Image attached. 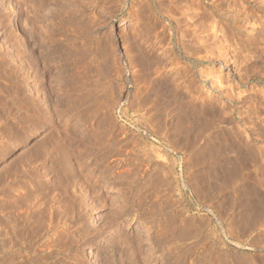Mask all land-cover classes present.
Returning a JSON list of instances; mask_svg holds the SVG:
<instances>
[{
  "label": "rangeland",
  "instance_id": "374dc122",
  "mask_svg": "<svg viewBox=\"0 0 264 264\" xmlns=\"http://www.w3.org/2000/svg\"><path fill=\"white\" fill-rule=\"evenodd\" d=\"M207 1L237 19L213 45ZM43 3L33 18L0 0V264H89L88 245L92 264H264V156L222 139L250 134L264 154V0Z\"/></svg>",
  "mask_w": 264,
  "mask_h": 264
},
{
  "label": "bare ground",
  "instance_id": "6f19581e",
  "mask_svg": "<svg viewBox=\"0 0 264 264\" xmlns=\"http://www.w3.org/2000/svg\"><path fill=\"white\" fill-rule=\"evenodd\" d=\"M37 1H41L42 2V5L45 3H43V0H29V3H30V12H31V14H32V17L33 18H35L34 17V15H36V9L37 10H42V9H40V8H38L37 6H36V2ZM160 1V0H159ZM166 1V0H165ZM200 2V1H199ZM198 4V3H197ZM201 4V3H200ZM232 4V3H231ZM203 6V8L201 9V11L199 12V16L201 17V18H205V20H207L206 21V24L209 22V25L211 24V26H209L208 24L205 26V27H207L208 29H210V27H211V30L206 34L207 35V37L208 38H206V39H208V40H210V42H211V44L213 43H215V42H217V43H219V41L220 40H218V38H219V35L220 34H224V32H225V30H231L232 28H234V27H237V19H236V13H233V11H231L230 10V7H229V4H228V6L226 7V8H224L222 5H221V3H219V1L217 2V1H214V2H206V3H202L201 4V7ZM39 7H41L42 8V6L41 5H39ZM183 7V6H182ZM165 8V7H164ZM199 8V7H198ZM168 10V9H167ZM172 10V9H171ZM175 10V9H174ZM217 10H219L220 11V13H219V11H217ZM185 11V10H184ZM216 11L220 14V15H218V13L216 14ZM168 12V11H167ZM157 18H158V27L160 28V30L162 29L161 27H163V24H161L162 23V19L164 20V19H166V21L172 26V28H175V29H177L178 28V24H179V21H180V19L179 18H177V17H175L174 16V13L173 12H171V13H168V14H166V13H164V12H162V10H158L157 11ZM186 17V16H185ZM256 17V16H255ZM37 18V17H36ZM200 18V19H201ZM182 19V18H181ZM184 19V18H183ZM257 19V18H256ZM156 20V19H155ZM190 19H186V23L189 25V23H191L190 21H189ZM198 20V19H197ZM196 20V21H197ZM39 21V20H38ZM221 22H224V27L226 26V27H228L227 29H225L224 31L222 30L223 28H221L220 29V27H218V24H221ZM9 23L11 24V25H16L17 24V20L14 18V17H10L9 18ZM33 23H34V21H33ZM198 23H200L201 24V22H198ZM194 23H192V24H190V25H193ZM203 24V23H202ZM205 24V23H204ZM197 25V24H196ZM195 24L193 25V26H195V27H190V28H193L192 30L193 31H196L197 30V26H199V24L196 26ZM222 25V24H221ZM169 26V25H168ZM202 26V25H201ZM33 27L34 26H31V28L29 29L30 31V39L31 40H33V42H34V37H36L35 36V28L33 29ZM205 27L204 28H202V29H200L201 30V32H202V30L204 29V31L206 30L207 31V29H205ZM225 27V28H226ZM37 28V27H36ZM158 28V29H159ZM189 27H185V29L187 30L186 31V33L188 32V30H190V29H188ZM200 28V27H199ZM198 28V29H199ZM166 29V28H165ZM171 29V28H170ZM35 30V31H34ZM180 30H182L183 31V28L182 29H180ZM157 31V30H156ZM166 31H168V30H166ZM171 31V30H170ZM176 31V30H175ZM191 31V30H190ZM192 31V32H193ZM219 31H221V32H219ZM222 31H223V33H222ZM37 32V31H36ZM174 32V31H173ZM178 32H181V31H178ZM183 32H185V30L183 31ZM218 32H219V34H218ZM228 32V31H227ZM45 33V32H44ZM160 33V32H159ZM200 33V32H199ZM230 33V32H229ZM228 33V34H229ZM40 34H42V32L40 33ZM182 34V33H181ZM225 34H227V33H225ZM224 34V35H225ZM227 34V35H228ZM174 35H175V33H174ZM185 35V34H184ZM205 35V36H206ZM231 35V34H230ZM181 36V35H180ZM223 36V35H222ZM229 36V35H228ZM227 36V37H228ZM235 36V35H234ZM159 37V36H158ZM169 37V36H168ZM186 37V36H185ZM226 37V38H227ZM46 38V35L45 34H42V35H39V41H40V43L42 44L43 42H44V39ZM156 38H157V36H156ZM229 38V37H228ZM230 38H231V36H230ZM171 39V38H170ZM196 39V38H195ZM198 39V38H197ZM204 39V38H203ZM221 39H223L222 40V42L224 43V44H222V45H220L219 46V48H218V50L220 51V50H224V46L227 44V41H229L228 39H225V38H221ZM172 40V39H171ZM189 40V39H188ZM199 40V39H198ZM161 41V39L159 40V42ZM178 42H179V38H178ZM192 42V41H191ZM196 42V41H195ZM198 42V41H197ZM196 42V43H197ZM221 42V43H222ZM232 42V41H231ZM199 43V42H198ZM209 43V42H208ZM234 43V42H233ZM46 44V43H45ZM203 44V43H202ZM212 44V45H213ZM43 45V44H42ZM158 45V44H157ZM185 44H183V46H184ZM201 45V44H200ZM210 45V44H209ZM227 45H229V43L227 44ZM168 46V45H167ZM229 46H231V45H229ZM199 48H200V46H199ZM206 48V47H205ZM204 48V49H205ZM44 49V48H43ZM186 49V48H185ZM227 49V48H226ZM202 50H203V48H202ZM211 50V49H210ZM196 51V50H195ZM212 51V50H211ZM163 52V51H162ZM184 52V51H183ZM210 52V51H209ZM197 53V52H196ZM203 53V52H202ZM217 53V52H216ZM222 53H223V51H222ZM40 54V55H39ZM42 53H37V57H42V55H41ZM162 55V54H161ZM191 55H192V53H191ZM190 55V56H191ZM196 55V54H195ZM211 55H212V53H211ZM214 56H221V53H218L217 55L216 54H213ZM223 55V54H222ZM189 56V55H188ZM198 56H201V55H198ZM206 56V55H205ZM209 56V55H208ZM36 57V58H37ZM187 57V56H186ZM204 57V56H203ZM35 58V55H34V53L31 51L30 52V54H29V57H28V60L30 61V60H33ZM162 58V57H161ZM199 58V57H198ZM191 59V58H190ZM193 59V58H192ZM176 60V59H175ZM192 61H195L194 59L192 60ZM191 61V62H192ZM197 61V60H196ZM156 62V61H155ZM191 62L189 63V64H191ZM199 62V61H198ZM201 62V61H200ZM174 63H175V61H174ZM177 64V60H176V63H175V65ZM172 65V64H171ZM156 66V65H155ZM159 67V66H158ZM160 67H161V65H160ZM159 67V68H160ZM190 67H191V65H190ZM181 69V68H180ZM185 70H187V68L185 69V68H182V71H185ZM149 72V71H148ZM197 72V71H196ZM206 72V71H205ZM180 73H182V72H180ZM185 73V72H184ZM188 73V72H187ZM203 72H199V76L198 77H202L203 76V74H202ZM179 74V73H178ZM190 74H192V73H190ZM189 74V75H190ZM146 75V74H145ZM196 75V73L194 72V74L191 76V78L192 77H194ZM198 75V74H197ZM181 76V75H180ZM160 77V76H159ZM162 77V76H161ZM182 77V76H181ZM185 77H186V75H185ZM159 79H161V78H157V81L159 80ZM181 79V78H180ZM212 79V82H213V78H211ZM219 79V78H218ZM155 80V79H154ZM179 80V79H178ZM183 80V79H182ZM187 80H189V79H187ZM215 80V79H214ZM217 81V80H216ZM168 82V81H167ZM166 82V83H167ZM174 82V81H173ZM186 82H188V81H186ZM157 83V85L154 87L155 88V100L157 101V103H159V104H163V103H165L166 105L167 104H169V106H171L172 105V102L174 101V100H176L175 98H176V96H177V94H176V92H175V90H176V88L175 89H173L172 87V85L173 84H171V86L170 85H168V84H165V82L164 83H162V82H156ZM155 83V84H156ZM178 83V82H177ZM185 83V82H184ZM151 84V83H150ZM186 85V84H185ZM175 87V86H174ZM218 87V86H217ZM146 88V87H145ZM189 88V87H188ZM210 88H212V87H210ZM191 89V88H190ZM214 88H212V90L211 91H217V89H215V90H213ZM186 90V89H185ZM188 92H190V91H188ZM197 92V91H196ZM181 93V92H180ZM204 93V92H203ZM189 94H191V93H189ZM154 95V94H153ZM178 95H180V94H178ZM182 95V94H181ZM180 95V96H181ZM195 95V92L193 93V96ZM179 96V97H180ZM187 96H189V95H187ZM187 96H185L184 97V95H183V98H182V100L180 101V107H181V105L182 106H184V107H186L187 105H189V102L185 99ZM196 96V95H195ZM190 97V96H189ZM205 97V96H204ZM181 98V97H180ZM202 98H203V96H202ZM200 99V101H199V103L200 104H198V105H200V106H203V105H205L206 103H207V101H206V99L204 98V99ZM176 102V101H175ZM174 104H176V103H174ZM173 104V105H174ZM179 104V103H178ZM157 105V104H156ZM164 105V104H163ZM211 105V104H210ZM159 106H161V105H159ZM165 106V105H164ZM163 106V107H164ZM195 106V105H194ZM162 107V106H161ZM162 107V108H163ZM183 107V108H184ZM215 107V106H214ZM183 108H180V109H183ZM194 108V107H193ZM167 109V108H166ZM190 109V108H189ZM203 110V109H202ZM220 110V109H219ZM171 111V110H170ZM179 111V110H178ZM190 111V110H189ZM188 111V112H189ZM197 111V110H196ZM218 111V110H217ZM216 111V112H217ZM192 112V111H191ZM206 112V111H205ZM210 112V111H209ZM223 112V111H222ZM183 113V112H182ZM187 113V112H186ZM199 113H200V111H199ZM202 114H203V112H201ZM184 114V113H183ZM189 114V113H188ZM204 115V114H203ZM199 116V115H192V114H190V115H187V119H189L192 123H197L198 121H201V120H203V121H205L204 119V116ZM210 115V114H209ZM209 115L207 116V119H206V122L208 123L210 120H209ZM218 115V114H217ZM216 115V116H217ZM219 116V115H218ZM217 116V117H218ZM221 117H222V115H220ZM176 117V116H175ZM213 117H214V115H213ZM212 117V118H213ZM216 117V118H217ZM215 118V119H216ZM214 120V119H213ZM202 121V122H203ZM212 121V120H211ZM211 121H210V123L209 124H211ZM217 121V120H216ZM188 122V121H187ZM204 123V122H203ZM202 123V124H203ZM213 121H212V125H213ZM201 124V125H202ZM185 125V124H184ZM208 125V124H207ZM194 126H196V124L194 125ZM197 126H199V127H201L199 124L197 125ZM220 126V125H219ZM218 126V127H219ZM193 127V126H192ZM210 126H207L206 127V129H200L201 131L202 130H207L208 128H209ZM214 128V127H213ZM192 129V128H191ZM198 129V128H197ZM236 129V128H235ZM237 130V129H236ZM247 130V129H246ZM192 131V130H191ZM196 131V130H195ZM223 131V130H222ZM199 132V131H198ZM240 132V131H239ZM239 132H237V131H234L233 133H231V135H229L228 137H225V135H224V138H222V139H225L224 140V142H227V141H230V140H232V142L231 143H229V142H227V143H229V145L227 144V145H224V147L225 148H234L233 150L234 151H231L234 155L233 156H235V158L236 157H238V158H242V159H244V158H248V159H258L260 156H262V157H260L261 159L263 158V156H264V154L263 155H261V147L259 146V145H257L258 144V141H257V139L256 138H254V137H251V135L250 134H246L245 136H243L241 133H239ZM194 133H196V132H194ZM201 133V132H200ZM204 133V132H203ZM230 133V132H229ZM198 135V134H197ZM203 135V134H202ZM199 136V135H198ZM221 136V135H220ZM200 137V136H199ZM216 137V136H215ZM221 139V138H220ZM222 141V140H221ZM223 142V141H222ZM218 146V145H217ZM258 146V147H257ZM263 148V147H262ZM221 149V148H220ZM222 150V149H221ZM228 150V149H227ZM225 152H227L226 150H224ZM231 152H229V153H231ZM228 153V154H229ZM231 153V154H232ZM228 154L227 153H225L224 155H226V156H228ZM237 159V158H236ZM253 160V161H254ZM247 161V160H246ZM239 163V162H238ZM7 217V216H6ZM257 217V216H256ZM95 220V215L94 214H92V216H91V219H90V222H93ZM112 233H113V231H112ZM108 234H111V233H108ZM103 238H104V236H102V237H100V239H99V241H101V240H103ZM92 246L91 245H88V246H86L85 248H84V250H83V255H84V257H90L91 258V260H90V263L89 264H92V263H94V261H95V259H94V257L92 256Z\"/></svg>",
  "mask_w": 264,
  "mask_h": 264
}]
</instances>
